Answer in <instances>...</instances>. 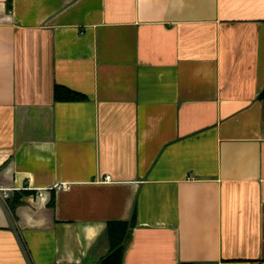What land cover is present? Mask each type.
<instances>
[{"label": "crops", "instance_id": "1", "mask_svg": "<svg viewBox=\"0 0 264 264\" xmlns=\"http://www.w3.org/2000/svg\"><path fill=\"white\" fill-rule=\"evenodd\" d=\"M263 88L264 0H0V264H264Z\"/></svg>", "mask_w": 264, "mask_h": 264}, {"label": "trees", "instance_id": "2", "mask_svg": "<svg viewBox=\"0 0 264 264\" xmlns=\"http://www.w3.org/2000/svg\"><path fill=\"white\" fill-rule=\"evenodd\" d=\"M57 94L62 99H76L80 95L67 89L64 86L57 88ZM260 97L264 98V88L260 93ZM134 224V221H109L108 222V233L111 240V250L106 254L99 262V264H122L123 252H124V241L128 238L130 233V226ZM181 264H191L184 262Z\"/></svg>", "mask_w": 264, "mask_h": 264}, {"label": "built area", "instance_id": "3", "mask_svg": "<svg viewBox=\"0 0 264 264\" xmlns=\"http://www.w3.org/2000/svg\"><path fill=\"white\" fill-rule=\"evenodd\" d=\"M106 178L110 179V176L108 175ZM68 187H69V183H67V182L60 183L58 185V188L67 189ZM9 196H10V189L0 185V198H1V200L5 201Z\"/></svg>", "mask_w": 264, "mask_h": 264}]
</instances>
